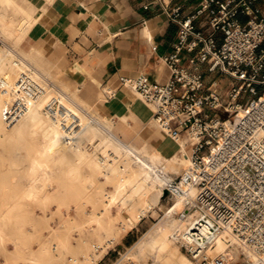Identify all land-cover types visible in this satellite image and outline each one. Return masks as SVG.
I'll list each match as a JSON object with an SVG mask.
<instances>
[{
	"label": "built area",
	"instance_id": "2783aa9c",
	"mask_svg": "<svg viewBox=\"0 0 264 264\" xmlns=\"http://www.w3.org/2000/svg\"><path fill=\"white\" fill-rule=\"evenodd\" d=\"M153 2L178 25L165 57L171 78L157 83L143 73L122 75L120 81L155 106L156 120L174 139L188 141L191 165L174 183H187L195 196L179 213L183 226L173 238L198 264H264V0H200L188 14L167 0ZM220 74L232 79L227 94L208 78ZM53 88V81L29 63L13 84L2 79L0 90L11 96L3 122L14 125L45 100L44 111L74 142L82 120L50 94ZM115 91L105 94L112 98ZM168 193L173 195L171 188ZM222 236L227 247L211 254ZM235 250L238 262L231 257ZM112 264L138 263L126 253Z\"/></svg>",
	"mask_w": 264,
	"mask_h": 264
},
{
	"label": "rangeland",
	"instance_id": "374dc122",
	"mask_svg": "<svg viewBox=\"0 0 264 264\" xmlns=\"http://www.w3.org/2000/svg\"><path fill=\"white\" fill-rule=\"evenodd\" d=\"M17 1L22 9L29 12L36 7L26 0ZM22 14L24 12H18L15 18H22ZM34 24L35 22L30 23L26 32L19 33L14 32L18 27L17 24L0 22L1 80L4 79L9 84H13L21 72L19 67L14 66V61L18 59L20 62H26L25 60L29 59L30 55L25 51L30 48L27 34ZM27 62L31 63L29 60ZM32 65L47 74L43 65ZM48 77L57 85L54 77L49 75ZM208 78L213 80L215 87L225 94L228 93L232 82L228 75L220 74L217 77L208 75ZM104 89L100 93L101 101L79 106L87 107L92 114L98 113L104 100H107ZM51 91L55 93V90L51 89ZM138 96H141L145 104L155 111L153 105L141 94ZM0 97L7 102L11 96L8 92L0 90ZM45 103L41 101L30 107L28 112L12 126L3 122L2 111L0 112V196L4 192H11L14 195L7 204L0 202V221L7 207L16 199H20L28 184L27 171L32 158L37 155L40 148L41 131L47 119V113L44 111ZM107 116L114 124L107 137L110 138L109 135L115 134L125 143L132 141L140 133L145 134L146 131L147 134L149 131L150 142L154 143L158 138L153 136V131L156 130L161 134L165 130L158 125L160 123L155 117L145 129L132 118L129 119L128 125V122L110 113ZM100 117L102 119L103 115L101 114ZM80 118L85 125L89 117L81 115ZM86 130L79 131L80 135L84 133L82 136L77 135L75 141H72L73 144L77 143V148L67 151L68 162L70 161L76 170V178L67 184V180L60 177V173L68 168L67 162L59 161L57 170L54 172V175L59 177L57 190L48 192L33 208H23L25 211H19L7 219L12 230L11 235L20 238L22 245L21 248L14 249L8 245L9 242L1 240L0 264H71V258L77 260L79 264H112L126 253L138 264H163L156 262L150 256L132 255L130 248L156 223L162 221L163 224L172 228L177 222L180 210L174 211L176 197L173 198V195L168 193L169 187H166L168 184H161V190L155 193L152 200L157 215H154L153 211L149 212L138 224V228L134 227V231L132 230L133 232H130L126 238L124 237L128 232H124L120 225L112 231L99 233L88 224L91 213L103 210L106 196L114 190V185L104 182L91 165V160L98 161L100 156L107 154L105 152L107 148L102 149L103 152L98 149V140L92 143V134L86 136ZM181 174L182 171L177 175ZM67 214H71L73 220L66 221ZM173 245L177 246L174 242ZM135 250L138 254V249ZM181 251L187 255L184 250ZM230 253L233 262H238L240 259L238 251Z\"/></svg>",
	"mask_w": 264,
	"mask_h": 264
},
{
	"label": "crops",
	"instance_id": "0c3cea01",
	"mask_svg": "<svg viewBox=\"0 0 264 264\" xmlns=\"http://www.w3.org/2000/svg\"><path fill=\"white\" fill-rule=\"evenodd\" d=\"M26 1L36 6L28 13H41L39 23L27 34L30 48L25 51L31 59H26V63L29 60L43 65L47 74L56 79L55 88L63 89L59 93H65L73 101L78 96L92 104L101 101L103 88L115 89V96L106 98L96 114L79 106V113L91 118L95 128L110 134L114 124L108 113L123 118L128 125L132 118L143 128L149 127L155 117L153 109L139 99L133 89L122 86L120 76L136 77L144 73L157 83L170 80L172 72L165 57L172 50L178 25L163 12L161 5L154 0ZM199 1L167 0L172 6H182L183 14L192 11ZM148 3L152 4L147 8ZM87 127L85 122L82 131ZM148 134L146 131L141 135L148 139ZM63 156L68 157V154ZM63 156L54 154L57 160H62ZM30 166L28 184L22 193L30 187ZM57 167L44 166L42 170L58 185L59 177L54 175ZM12 197L11 192H4L0 202L7 204ZM132 230L134 228L124 238Z\"/></svg>",
	"mask_w": 264,
	"mask_h": 264
},
{
	"label": "bare ground",
	"instance_id": "6f19581e",
	"mask_svg": "<svg viewBox=\"0 0 264 264\" xmlns=\"http://www.w3.org/2000/svg\"><path fill=\"white\" fill-rule=\"evenodd\" d=\"M18 12H24L22 14L23 17L20 19L15 18ZM40 15L39 11L33 14L28 13L22 9V6L16 0H0V22L17 24L18 27L14 32H26L30 23L39 21ZM25 56L28 57V55ZM29 59H31L30 56ZM26 65V62L21 61L19 69L21 71L24 70ZM65 89L67 90V88ZM108 89L105 88L104 93ZM53 90H55V93L50 91L51 95L57 94L64 104L81 116L79 105H85L87 102L78 96H75L74 101L69 99L64 95L65 93H59L63 89L58 91L53 88ZM133 90L138 94V91ZM138 98L143 100L141 96H138ZM5 103L6 100L0 97V112ZM153 107L155 108L154 105ZM122 121L125 122L123 118ZM86 123L88 126L87 130L85 129L86 136L92 134V143L98 140V149L104 150L107 148L105 151L107 154L100 156L98 161L91 160V165L98 175L103 178L104 182L113 183L114 185V190L106 196L103 210L91 213L88 218V224L99 233L112 231L119 225L124 232H129L149 212L153 211L154 215H157L152 200L155 197V193L161 190V184H168L166 187L171 188L173 198L176 197L174 211L176 209L180 210L177 222L173 224L172 228L163 224L162 221L156 223L139 241L131 246L130 254L150 256L156 262H162L163 264H196L197 262L195 263L181 251V248L173 238L174 232L183 226L179 213L184 210L187 199L195 196V190L187 183H174L178 176L177 174L181 171L183 174L191 165V159L186 155L187 141L174 139L162 124H158L164 127L165 130L161 134L156 130L153 131V136L158 138L157 142H150L149 138L147 139L138 134L132 141L125 143L115 134L109 135V138L107 137L109 133L101 130L96 131L91 118H88ZM82 134L80 135V132L77 133L78 136H82ZM40 138V148L37 155L34 156L29 169L30 187L25 190L20 199H16L7 207L3 213L2 221H0V241L9 242L8 245L14 249L21 248L22 243L20 238L11 235L12 230L7 219L22 211L23 208H33L46 196L48 191L57 190L56 180L49 178V175L42 170V167L58 165L61 160L55 159L54 154L61 153L62 156L66 155L67 151L77 146L76 143L73 144L72 141L67 139L61 122L53 119L48 114ZM49 158L52 160L49 161ZM62 160L67 162L65 163L68 168L60 173V177L65 178L67 184H70L76 178V170L73 168L72 163L68 162L67 156H63ZM173 183L175 187L172 188L170 184ZM65 220L71 221L73 216L67 214ZM173 242L180 249L174 246ZM226 247L227 243L222 236L217 239L216 248L211 251V254L214 255L219 251H223ZM135 249H138V254L135 253ZM73 261L79 264L77 260L73 259Z\"/></svg>",
	"mask_w": 264,
	"mask_h": 264
}]
</instances>
